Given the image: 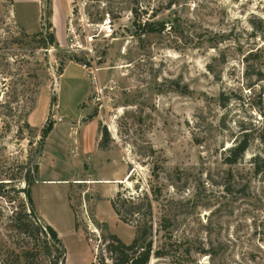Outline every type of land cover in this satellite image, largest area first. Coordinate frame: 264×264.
<instances>
[{
	"label": "rangeland",
	"instance_id": "rangeland-1",
	"mask_svg": "<svg viewBox=\"0 0 264 264\" xmlns=\"http://www.w3.org/2000/svg\"><path fill=\"white\" fill-rule=\"evenodd\" d=\"M14 1L0 0V264L58 260L38 209L60 235L58 264H114L112 237L130 245L145 223L163 253L149 264H264V0H73L54 47L50 0ZM107 16L113 37L68 50L71 28L86 46ZM59 120L81 148L44 137ZM245 136V157L226 164ZM118 193L138 205L148 195L153 215L123 222ZM18 214L42 233L20 232Z\"/></svg>",
	"mask_w": 264,
	"mask_h": 264
},
{
	"label": "trees",
	"instance_id": "trees-1",
	"mask_svg": "<svg viewBox=\"0 0 264 264\" xmlns=\"http://www.w3.org/2000/svg\"><path fill=\"white\" fill-rule=\"evenodd\" d=\"M133 13L135 15V22L134 25L138 26V29L142 28V24L140 23V13L139 10L134 9ZM149 26L150 29L151 25H145V27ZM155 31V30H154ZM47 44L54 47L57 44V39L53 34H48L46 36ZM54 127V124H49L45 130H44V137L47 138V136L52 132ZM264 129V128H263ZM109 134L107 132V129L103 130V139L102 142L105 144V141L108 140ZM264 142V138L262 139ZM250 148V141L248 139V136H245L242 141L238 142L234 147L230 148L228 150L227 156L225 158V162L228 165H236L238 164L246 155ZM255 164H256V173L260 174L262 172V168H264V159L260 156H256L254 158ZM39 166L36 167V171L38 174ZM131 180V179H130ZM31 202V196L29 191H24ZM145 200V204L138 205L134 203V199L131 197L130 199H122V193H118L116 199L113 201L112 205L114 210L116 211L117 215L120 217V219L125 222L129 223L131 220L130 217H134L136 215L141 216V212L146 207V212L143 214L144 217H151L153 215V205L152 201L149 198L148 195L144 196L143 201ZM33 210V208H32ZM31 215H35L34 211L30 213ZM17 215L18 222L16 223L17 228L20 232L29 234L31 237H37L39 233H42L39 229H37V232H33L30 229V226L25 219L28 218L24 217L25 219H22V215ZM43 230L46 232L47 235H50L53 246L52 248L55 250L56 253H58V260L62 259L64 261V258L66 256V252L60 251V240L58 237L57 232L50 226H41ZM153 226L152 224H144L143 227H139L137 231V237L134 239L132 244L126 245L121 240H119L116 237H112V244L109 247V251L111 254H113L114 257V264H149L152 257H161L163 256V253L160 250H156L154 248V242L151 239V236L153 234ZM53 252H49L50 256H52ZM58 260H55L52 264H58Z\"/></svg>",
	"mask_w": 264,
	"mask_h": 264
},
{
	"label": "crops",
	"instance_id": "crops-1",
	"mask_svg": "<svg viewBox=\"0 0 264 264\" xmlns=\"http://www.w3.org/2000/svg\"><path fill=\"white\" fill-rule=\"evenodd\" d=\"M17 1L22 2L24 4H28V5H37L39 7L40 6L42 7L43 6V2L45 0H15L14 2H17ZM72 4H73V0H50L51 13H52L51 14V22L53 24V28L55 29L56 37H57V40L60 43V45H61L62 41L65 39V36H66V29H65L66 28V22H65V17L67 15H70L71 14V12H72ZM70 65H72V64H70ZM69 66L66 68V70L69 68ZM87 120H88V118L85 119V120H83L82 123L80 124V126L82 127V130L84 132L83 133V137L86 136L87 140H89L88 139V134H89V128H90V126L89 125L88 126H85L86 123H88ZM95 122L97 123L98 121L95 119V120L91 121L90 123H95ZM59 124H61V126H59V125L56 124L55 127H53V130L50 133V135L48 136V138H50V137L53 138L55 135H58L59 136L60 143H61V145H59V147H60V150L64 154H65V152L66 153L69 152V150H70L69 144H71L72 141H74L73 142L74 143V146H76V147L79 146L78 148H81L84 145V143L81 140L80 141H78L77 139L72 140L71 137H72V134L74 133V130H75V126L74 125H71L70 123L65 122L64 120L63 121H60ZM97 132H98L97 133V137H96V139L94 141V148H95L96 151H98L100 153V149H99L100 133H99V130H97ZM91 145H92V140L90 139L89 143L86 144V146L88 148V146H91ZM47 151L48 150L45 148V151H44L42 157L39 160V174H38V177L40 176V178L44 175L42 164H43L44 160L48 158ZM64 154H63V156H64ZM65 158L67 159L68 157L65 156ZM86 166H87V168L89 167V165H86ZM71 179L73 180L74 183L77 182V177L75 178L74 176H72ZM122 179L123 178H121V179L120 178L119 179H101L98 182H100V183H111V184L114 183V184H117V183H122ZM42 180H43V183L44 184L45 183L60 182L59 180H55V179H46V178H44ZM37 181L38 180H36V182ZM62 182H68V181L67 180H63ZM85 182L87 184H92L95 181L94 180H91V178H88V179H84V183ZM110 198L112 199V197H110ZM38 213H39V216L41 217V219L43 220V222L47 226L52 227L55 231L57 230L53 226V224L51 223V221L49 220V218L44 214V212L42 211V209L41 210L38 209ZM57 234H58V232H57ZM58 236H60V235H58ZM93 260H94V258H93ZM93 260H92V263H93Z\"/></svg>",
	"mask_w": 264,
	"mask_h": 264
},
{
	"label": "built area",
	"instance_id": "built-area-1",
	"mask_svg": "<svg viewBox=\"0 0 264 264\" xmlns=\"http://www.w3.org/2000/svg\"><path fill=\"white\" fill-rule=\"evenodd\" d=\"M70 30L72 35L67 48L72 52H80V53L82 52L93 53V50L90 49L89 47H92L99 40L100 37L111 38L115 35L114 21L111 19L110 16H107L103 20V22L99 25V29H98L99 31H97V34H89V33L86 34V36L84 37L86 46H84L81 43L77 32L73 30V28H71ZM91 76H93V74H91ZM93 83H96V78L93 79ZM98 237H99V244H101L103 242L102 237L100 235H98ZM89 242H93V239L91 238Z\"/></svg>",
	"mask_w": 264,
	"mask_h": 264
}]
</instances>
